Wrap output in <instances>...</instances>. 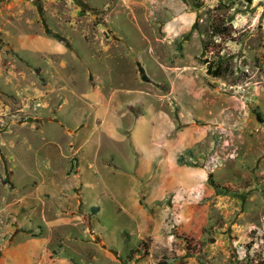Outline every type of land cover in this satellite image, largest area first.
Segmentation results:
<instances>
[{
	"label": "rangeland",
	"instance_id": "374dc122",
	"mask_svg": "<svg viewBox=\"0 0 264 264\" xmlns=\"http://www.w3.org/2000/svg\"><path fill=\"white\" fill-rule=\"evenodd\" d=\"M0 264H264V0H0Z\"/></svg>",
	"mask_w": 264,
	"mask_h": 264
},
{
	"label": "trees",
	"instance_id": "16d2710c",
	"mask_svg": "<svg viewBox=\"0 0 264 264\" xmlns=\"http://www.w3.org/2000/svg\"><path fill=\"white\" fill-rule=\"evenodd\" d=\"M207 73L209 75H212L213 77H222L223 74L220 71H216V70H208Z\"/></svg>",
	"mask_w": 264,
	"mask_h": 264
}]
</instances>
